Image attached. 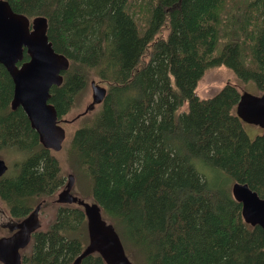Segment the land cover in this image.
<instances>
[{
  "label": "trees",
  "instance_id": "1",
  "mask_svg": "<svg viewBox=\"0 0 264 264\" xmlns=\"http://www.w3.org/2000/svg\"><path fill=\"white\" fill-rule=\"evenodd\" d=\"M6 1L29 19L45 17L48 40L68 59L49 99L62 127L91 81L106 89L60 150L82 183L80 198L100 209L130 261L264 264V229L244 222L230 193L239 182L264 198V130L248 136L236 86L195 94L204 72L220 65L264 92V0H141L143 17L139 0ZM12 92L0 64V152L19 154L14 173L0 177V200L20 218L64 178L56 152L20 107L12 110ZM56 214L32 236L24 264H72L89 244L81 206ZM80 264L105 262L95 251Z\"/></svg>",
  "mask_w": 264,
  "mask_h": 264
},
{
  "label": "water",
  "instance_id": "2",
  "mask_svg": "<svg viewBox=\"0 0 264 264\" xmlns=\"http://www.w3.org/2000/svg\"><path fill=\"white\" fill-rule=\"evenodd\" d=\"M46 31L45 17L36 16L29 19L15 12L8 1L0 0V64L6 69L13 83L11 108L15 110L20 107L31 128L38 135L41 145L58 152L65 139V130L60 125L56 109L49 102L50 88L61 84L62 73L68 68V59L54 50ZM24 52L28 55L26 61H23ZM90 87L91 101L74 119L88 113L96 104L103 101L106 89L95 84L94 81L90 82ZM235 114L242 122L264 130V92L251 94L243 91L237 101ZM73 120L63 121L67 123ZM7 169L5 161L0 159V177L6 174ZM72 181L70 175L59 197L62 201L76 203L83 208L90 240L72 264H80L86 255L95 251H99L105 264H133L125 253L118 233L111 224L102 219L96 204L82 202L69 192ZM230 193L233 199L241 204V216L244 222L264 229V198L250 189L247 184L239 182L231 185ZM38 209L39 205L27 219L30 221L24 222L23 227L26 225V228H30L29 224L36 225L34 229L37 227ZM20 236H25L24 241H27L28 233L25 228ZM3 242L2 240L1 244ZM1 244L2 264H14L19 258L16 252L17 246L14 250L11 249L9 257H4L2 255L6 250ZM6 244L11 247L12 241Z\"/></svg>",
  "mask_w": 264,
  "mask_h": 264
},
{
  "label": "rangeland",
  "instance_id": "3",
  "mask_svg": "<svg viewBox=\"0 0 264 264\" xmlns=\"http://www.w3.org/2000/svg\"><path fill=\"white\" fill-rule=\"evenodd\" d=\"M138 2L139 4L134 7V11L136 12L137 16L139 15V17H143V13H139L138 10L145 11L146 7L145 5H141L142 4L141 0H139ZM147 56H149V53L146 55L145 57L146 59H147ZM226 83H230L236 86L240 94L243 91H247L251 94H259L256 88L254 87L253 83L251 82L243 83L239 81L234 75V73L230 69L225 67L224 65L212 67L206 70L196 85L195 94L197 95V97L201 99L212 97ZM90 101H91V88L90 86H87L85 91L77 97L75 105L72 107L69 113L65 115V118L63 120H68V121L73 120L76 117V115L83 112V110L90 103ZM186 108H187V102L183 104L180 111L186 110ZM78 120L79 119L72 121V122L64 123L63 127L66 129L65 131L66 136L70 135L73 127L76 126ZM261 130L262 129L257 126H253L249 124L246 126V132L250 138H253L255 134L257 133H260ZM66 142H67V139L64 142V146ZM64 152L65 151L63 148L62 150L54 153L55 156L58 158L60 165H61V170H62L61 175L63 174L62 176L64 178V185L61 188H59L56 192H54L52 195L43 196L37 200L39 204H41L40 213H39V222H40L39 230L45 229L46 226H48L49 223L53 220L58 206L64 205V204L70 205V206L71 205L80 206L76 203H66L65 201L60 200V197H59L60 193H62L63 190L65 189V184L68 180V177L71 174V168L68 166L66 162ZM18 155L19 154L17 152L12 151V150H2V152H0V159H3L6 165L8 166V170L6 172L7 175L14 173V166L12 165V160L18 159L19 157ZM196 167L198 170L201 169V166L199 163H196ZM72 182L73 183L70 187L71 189L69 192H71L74 196L82 200V202L92 204V200L88 196L80 198L83 192V187L81 186L82 183L77 181L76 179L73 180ZM0 216L2 217V218L0 217V222H1L0 223V244L2 240L4 241V243L18 240V238L20 237L15 235L17 233L16 228H15L16 230L15 229L9 230L7 227L2 226L7 221H9L8 218L10 219V216L7 211L6 205L1 200H0ZM14 221H17V220L14 219ZM30 243L28 242V240L24 241V244H25L24 247L19 246L18 248H16L17 254H23V253L29 254L32 248V242ZM0 263L2 264L1 259H0Z\"/></svg>",
  "mask_w": 264,
  "mask_h": 264
},
{
  "label": "flooded vegetation",
  "instance_id": "4",
  "mask_svg": "<svg viewBox=\"0 0 264 264\" xmlns=\"http://www.w3.org/2000/svg\"><path fill=\"white\" fill-rule=\"evenodd\" d=\"M68 183V180H67V182H66V184ZM66 184H65V186H66ZM67 203V202H66ZM37 205H39V209H38V213H37V218H38V223H37V227L34 229L33 227L34 226H36V225H34V224H29L28 226H30V228H26V225H25V227H23V224H24V222L25 223H27V222H29L30 220H27L29 217H30V215L33 213V210L35 209V207L37 206ZM35 207H34V209L33 210H31L27 215H25V216H22V217H20V218H16V217H12L10 214H9V216H10V219L8 218V220L9 221H7L5 224H3L2 226L3 227H7L9 230H13V229H15L16 230V234L15 235H17V236H19V235H21L22 234V232H23V229L25 228V231L29 234V236L26 238V240H28V242L30 243V242H32V236L36 233V232H39V231H42V230H39V227H40V222H39V213H40V207H41V204H37ZM63 206H65V204L64 205H60V206H58V208L59 207H63ZM8 211V210H7ZM56 213H55V215H54V218H53V220L55 219V217H56ZM1 217V216H0ZM2 218V217H1ZM14 219L15 220H17V221H14ZM33 220H34V218H33ZM52 220V221H53ZM32 221V220H31ZM51 221V222H52ZM50 222V223H51ZM1 223V222H0ZM49 223V224H50ZM49 226V225H48ZM48 226H46V228L48 227ZM45 228V229H46ZM44 230V229H43ZM24 240H25V236H20V238H18V240H14V241H12V246L11 247H9V246H7V244L6 243H2L4 246H5V252L3 253V255L2 256H4V257H9L10 256V254H9V252L11 251V249H15L16 248V246H17V248L19 247V246H22V247H24L25 246V244H24ZM1 244V245H2ZM19 244V245H18ZM31 244V243H30ZM19 255V258H18V260H19V262H18V260H16L15 262H14V264H24V255H25V253H23V254H18Z\"/></svg>",
  "mask_w": 264,
  "mask_h": 264
}]
</instances>
